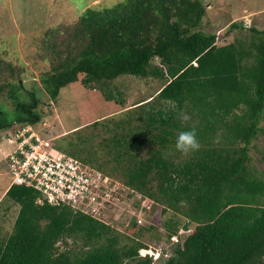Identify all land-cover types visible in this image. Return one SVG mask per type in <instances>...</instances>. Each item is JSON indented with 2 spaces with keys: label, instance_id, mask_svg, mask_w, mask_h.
Masks as SVG:
<instances>
[{
  "label": "trees",
  "instance_id": "trees-1",
  "mask_svg": "<svg viewBox=\"0 0 264 264\" xmlns=\"http://www.w3.org/2000/svg\"><path fill=\"white\" fill-rule=\"evenodd\" d=\"M205 14L200 0H124L109 8L87 7L73 24L43 33V59L50 66L39 81L54 101L61 89L80 82L122 106L109 90L114 81L158 79L162 89L136 106L144 122L119 140L111 137L106 158L76 155L73 138L67 146L73 150L55 147L88 165L96 163L140 194L145 206L183 218L184 229L195 225L171 246L162 264H264V177L248 166L249 148L264 135L259 127L264 122V31L252 28L248 44L237 39L216 46L215 34L197 30ZM230 27L244 29L241 21ZM16 71L0 58V98L12 108L5 110L0 99V131L14 132L40 120L39 101L19 84ZM192 128L200 150L175 162L183 155L175 148L176 137ZM171 145L176 154H167ZM5 195L19 211L0 244V264H154L152 257L140 255L149 247L139 240L152 227L132 230L135 237L122 236L67 206L37 204L39 194L30 188L9 185ZM166 223L167 234L154 237L170 243L180 222ZM130 225L138 227L134 218ZM78 239V252L66 247L67 240Z\"/></svg>",
  "mask_w": 264,
  "mask_h": 264
},
{
  "label": "rangeland",
  "instance_id": "rangeland-1",
  "mask_svg": "<svg viewBox=\"0 0 264 264\" xmlns=\"http://www.w3.org/2000/svg\"><path fill=\"white\" fill-rule=\"evenodd\" d=\"M123 1L0 0V58L17 70L19 84H22L25 90L35 93L39 101L36 111L40 120L32 125V128L35 132H41L53 139L54 145L60 148L72 149V146H67L73 140L76 155H87L91 158L96 153L103 159L106 158V153L112 147L110 138L119 140L128 132L135 131V125L144 122V120H139L142 119L143 114L136 106L142 100L147 102L151 100L150 97H155L161 85L158 79L142 80L130 76L119 78L113 82L109 90L113 91L114 100L123 102L122 106L113 100L106 101L102 92L84 87L80 82L61 89L57 99L51 100L39 81V76L50 66L49 62L43 59L47 52L41 45L43 33L66 24H73L87 7L109 8ZM200 1L206 9V14L197 30L215 34L218 38L215 41L216 46L231 44L237 39L245 40L248 44L253 36L252 28L264 31V0ZM240 21L243 22L244 29L232 30L230 24H238ZM153 64L160 66L157 59L153 60ZM82 78L83 75H79V80ZM0 99L5 110L11 111L10 102L5 97ZM95 122L99 123L94 125ZM259 127L264 128L263 121L260 122ZM9 132L8 130L0 131V150L2 151H6L5 138ZM167 154H176L173 145ZM248 154L250 157L249 170L263 178L264 135H258L249 148ZM185 158L184 155H179L175 162H181ZM96 165L95 163L92 166L96 167ZM116 177L119 178L118 175ZM9 185L10 178L3 162V154L0 153V244L11 233L19 211V206L5 195ZM123 199L122 197L114 199L113 206L107 215L109 219L106 221L122 236L135 237L132 230L136 233L141 228H154L155 230L143 232L139 238L149 247L146 251H141L142 255H151L154 249L163 244V241H157L154 236L167 234L165 226L169 219L180 222L178 225L180 229L177 233L186 223L183 218L174 215L171 211L164 214L161 213L160 206L155 207L147 203L146 208L141 209V224L131 229L130 220L133 219V214L137 215L136 210L142 207L145 199L137 193H130L128 200ZM194 226L191 224L188 229H193ZM72 242V240H67L66 247L78 252L82 246V240L78 239L73 244ZM152 260H157V254H154ZM153 262L154 264L163 263L161 259Z\"/></svg>",
  "mask_w": 264,
  "mask_h": 264
},
{
  "label": "built area",
  "instance_id": "built-area-1",
  "mask_svg": "<svg viewBox=\"0 0 264 264\" xmlns=\"http://www.w3.org/2000/svg\"><path fill=\"white\" fill-rule=\"evenodd\" d=\"M8 134L5 138L6 151L1 149L0 153L3 154L10 186L34 190L39 194L37 204L47 202L67 206L73 212L109 225L106 219H109L107 215L114 199L122 197L128 200L130 193L135 194L96 167L58 150L53 139L35 132L30 125L17 126L14 132ZM145 204L144 200L138 210L140 214L136 210L137 215L132 216L137 225L141 224V209L146 208ZM191 229L181 227L178 233L170 237V243L163 242L151 255H140L153 257L157 254V260L169 258L171 246L177 244L182 236L191 233ZM56 246H62L61 242Z\"/></svg>",
  "mask_w": 264,
  "mask_h": 264
},
{
  "label": "clouds",
  "instance_id": "clouds-1",
  "mask_svg": "<svg viewBox=\"0 0 264 264\" xmlns=\"http://www.w3.org/2000/svg\"><path fill=\"white\" fill-rule=\"evenodd\" d=\"M181 119L187 121L189 119V116L187 114H183L181 116ZM200 147L201 145L197 138V132L195 128L178 133L175 140V148L185 157L199 151Z\"/></svg>",
  "mask_w": 264,
  "mask_h": 264
},
{
  "label": "crops",
  "instance_id": "crops-1",
  "mask_svg": "<svg viewBox=\"0 0 264 264\" xmlns=\"http://www.w3.org/2000/svg\"><path fill=\"white\" fill-rule=\"evenodd\" d=\"M160 85H161V89H162L163 86H162V84H160ZM161 89H160V90H161ZM160 90H159V91H160ZM159 91H158V92H159ZM205 109H206V108H205ZM7 189H8V188H7ZM6 191H7V190H6ZM6 191H5V192H6Z\"/></svg>",
  "mask_w": 264,
  "mask_h": 264
}]
</instances>
